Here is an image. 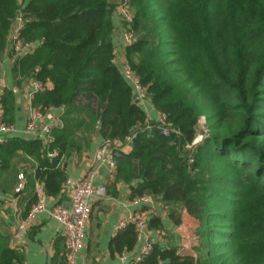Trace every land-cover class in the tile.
Here are the masks:
<instances>
[{"label":"trees","instance_id":"obj_1","mask_svg":"<svg viewBox=\"0 0 264 264\" xmlns=\"http://www.w3.org/2000/svg\"><path fill=\"white\" fill-rule=\"evenodd\" d=\"M131 9L122 27L136 39L125 57L170 132L146 127L147 113L116 61L117 0H0V56L9 49L14 57L17 84H44L32 96L34 107L65 109L48 141L1 142L0 169L8 170L19 153L37 160L35 172L24 173V191L32 194L28 213L35 178L61 200L62 158L87 149L99 131L119 151L115 177L130 184L131 199L150 194L176 223L184 212L199 221L197 255L151 242L133 264H264V0H131ZM20 16L21 37L35 44L21 55L10 38ZM16 99L13 88L3 92L7 123L15 119ZM202 116L208 132L187 149ZM54 150L58 155H49ZM148 227L166 228L157 214ZM136 243V224L129 222L110 250L120 255ZM22 260L21 247H11L0 230V264Z\"/></svg>","mask_w":264,"mask_h":264},{"label":"crops","instance_id":"obj_2","mask_svg":"<svg viewBox=\"0 0 264 264\" xmlns=\"http://www.w3.org/2000/svg\"><path fill=\"white\" fill-rule=\"evenodd\" d=\"M114 19L118 27L114 34V41L117 53H120L116 61L123 64L126 57L122 45V22L116 11ZM13 64L14 57L10 56L9 49H6L0 56V91L2 88L3 92L7 88H13L17 96L15 119L10 122L14 124V129L9 132L8 139L14 136L39 137L41 128L38 129L37 134L26 131L32 104V98L29 95L31 83L26 79L23 84H17L12 70ZM140 104L147 111V121H155L158 118V109L154 105L150 103ZM44 112L42 124L52 122L55 124L60 117L59 107H53ZM104 140L100 132L96 131L87 149L81 152L74 151L62 158L67 173L62 198L61 200L54 196L50 198V204L60 202L66 206H71V188L68 181L81 178L90 171L95 172L96 183H103L107 186L108 191L105 197L96 200L92 205L91 221L85 238V246L77 258V264H120L119 254L113 255L110 250L111 240L117 231L115 227L121 218L128 215L130 211L139 208L130 198V184L122 179L116 180V169L114 170L110 166L108 159L98 158V148ZM122 146L125 147L124 144ZM37 164L35 158L28 154L19 153L8 170L0 169V230L7 234L11 247H21L23 260L19 264H63L67 247L61 233L62 226L49 212H41L36 216L23 242H17L12 237L13 228L18 220L26 215L28 203L32 199V194H27L24 191L27 184L26 174L25 186L21 190H17L20 181L19 174L25 173L26 169L35 172ZM36 180L37 178H35L34 183V194ZM142 208H145L150 215H160L166 228L162 231L163 234L149 229L148 237L141 241L137 238L136 246L132 251L138 252L142 243L150 241L174 244L186 254L183 231L186 221L194 219V217L184 212L182 221L176 223L168 215L167 206L156 199L147 205L144 204Z\"/></svg>","mask_w":264,"mask_h":264},{"label":"built area","instance_id":"obj_3","mask_svg":"<svg viewBox=\"0 0 264 264\" xmlns=\"http://www.w3.org/2000/svg\"><path fill=\"white\" fill-rule=\"evenodd\" d=\"M121 22H129L133 18V11L131 9V0H117V10ZM22 16L17 19V23L13 26L11 31V48L15 51L16 54H24L31 51L35 44L25 42L20 34V28L22 24ZM122 38H123V49L127 44H131L135 41V36L133 33L129 32L125 27H122ZM123 74L127 80L132 84L134 95L136 100L139 103L153 104L147 87L141 82L140 78L136 74L135 70L130 64H128L126 58L123 64H121ZM31 89L29 91L30 98L37 90L44 89V84L37 80L32 79L30 81ZM3 88L0 91V143L8 139V134L14 129V124L7 123L3 120ZM155 106V105H154ZM60 108V117L55 123H60L62 121L61 115L64 113V107ZM145 109V108H144ZM146 111V109H145ZM147 113V111H146ZM45 116V112L40 108L34 107L31 104L30 113L28 121L26 124V131L30 133L37 134L38 129L41 128V135L39 137L43 138L45 141H48L51 137L52 127L55 125L52 123H44L41 121ZM153 125H157L162 132L169 133L170 127L166 123L165 115L158 110V118L155 121H147L146 127L150 130ZM135 135V134H134ZM131 135L129 138H132ZM119 154L118 150L112 145L110 139L104 140V142L99 146L97 156L99 159H108L110 166L115 170L116 169V155ZM49 155L56 156L58 151H50ZM19 183L17 190H21L25 186V174L21 172L19 174ZM68 185L71 188V206H66L63 203L55 202L50 204L51 195L47 192L45 184L41 180H36L35 184V196L36 200L32 204L28 213L20 218L13 228L12 237L17 242H23L26 238L28 230L33 225L36 216L41 212H49L54 218H56L62 228L61 233L65 238L67 246L69 248L68 262L67 264H77V258L80 252L85 246V238L87 236L88 226L91 221L92 214V205L93 203L105 197L107 194V186L103 183L95 182V172L90 171L86 175L77 179H70ZM154 198L150 194H141L133 198V203L138 205L139 208L132 210L128 215L121 218L115 229L119 230L124 228L129 222H134L137 228V238L139 241L146 239L148 237L149 227V212L142 208L145 205L152 202ZM185 230L183 231V233ZM163 234V232L161 233ZM185 235V233H184ZM152 244L150 241H145L142 243L141 248L138 252L133 251H123L119 255L120 264H133V262H138L141 260L142 256L150 251Z\"/></svg>","mask_w":264,"mask_h":264},{"label":"rangeland","instance_id":"obj_4","mask_svg":"<svg viewBox=\"0 0 264 264\" xmlns=\"http://www.w3.org/2000/svg\"><path fill=\"white\" fill-rule=\"evenodd\" d=\"M208 132L206 126V118L202 116L198 123V135L197 138L192 143H187V149H191L193 144L198 143L201 138ZM197 225V226H196ZM199 221L194 219H189L185 224V235H184V248L186 249V254L197 255L198 251L196 246L200 243L201 237L198 234Z\"/></svg>","mask_w":264,"mask_h":264},{"label":"water","instance_id":"obj_5","mask_svg":"<svg viewBox=\"0 0 264 264\" xmlns=\"http://www.w3.org/2000/svg\"><path fill=\"white\" fill-rule=\"evenodd\" d=\"M119 55H120V53H117V56H119ZM136 101L138 102V100H136ZM98 125H101V120H99Z\"/></svg>","mask_w":264,"mask_h":264}]
</instances>
